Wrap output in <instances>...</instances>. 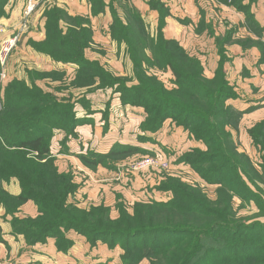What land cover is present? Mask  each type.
Segmentation results:
<instances>
[{
	"label": "trees",
	"instance_id": "16d2710c",
	"mask_svg": "<svg viewBox=\"0 0 264 264\" xmlns=\"http://www.w3.org/2000/svg\"><path fill=\"white\" fill-rule=\"evenodd\" d=\"M50 18H47L46 39L40 47L53 60L78 66L74 86L92 85L98 80L104 88L120 84L116 92H120L122 104L145 111V119L138 127L140 131L156 132L166 120L172 119L181 123L196 140L204 142L207 151L194 152L201 158L199 160H208L209 165L194 164L193 168L206 182L219 185L217 199L213 201L201 189L178 183L172 189L163 187L173 193L168 201L135 204L132 215L122 210L118 218L112 217L111 208L104 204L81 208L69 202L78 185L72 172L59 171L51 152V139L56 129L75 136V129L81 122L75 102L51 98L41 88L31 86L33 90L20 82V90L17 85L12 87L14 94L6 95L4 109L0 111V197L7 211L13 209L14 212L32 200L39 214L23 220L16 218L13 231L24 235L29 245L44 243L53 237L60 251L72 246V240L66 236L70 230L87 237L92 245L99 240L133 238L135 243L125 246V252L135 250L149 258L150 264H264V223L245 222L234 217L235 197L253 199L264 213V157L259 166V181L253 176L257 171L254 162L246 153L238 151L232 133L226 131L227 124L219 122L224 113L220 111V98L227 86L223 74L212 79L207 77L203 63L191 56L177 39H168L163 33L155 37L138 15V20L118 19L110 27L114 40L126 42L127 55L133 64L137 83L128 85L113 77L100 62L86 56L83 52L86 42H78L74 30L64 32L58 19L52 18L50 22ZM84 31L87 28L81 32L84 34ZM73 45L85 46L82 52L75 53L71 50ZM155 67L171 69L176 87L166 88L167 85L151 72ZM85 101L84 97L82 103ZM256 131L254 139L264 156V131H260L258 137ZM139 138L146 139L141 134ZM139 149L116 142L107 153L89 150L78 158L91 169L98 166L113 169L112 162L130 158ZM218 158L220 163L214 164ZM11 178L18 179L21 193L13 195L5 189L4 183ZM248 181L257 192L251 190ZM245 194H250L251 199ZM125 215L132 230L120 228L119 224H126ZM154 217H157V224L133 225L140 226L145 218L152 223ZM1 233L0 226V242H3ZM114 244L112 241L111 245Z\"/></svg>",
	"mask_w": 264,
	"mask_h": 264
},
{
	"label": "rangeland",
	"instance_id": "374dc122",
	"mask_svg": "<svg viewBox=\"0 0 264 264\" xmlns=\"http://www.w3.org/2000/svg\"><path fill=\"white\" fill-rule=\"evenodd\" d=\"M16 1L0 0V19L9 18L14 13L13 10H17L14 6ZM36 1L35 11L25 27H22V31L21 28L18 29L19 27H8L6 29L4 27L3 29L10 32L9 34L0 29L3 32L1 34H5L6 38L18 34L16 45L10 53L6 67L2 69L0 65V97L2 98L0 111L4 109L6 95L14 94L12 87L17 85V90H20V82H22L26 87L36 86L41 88L51 98L56 97L60 101L64 99L74 101L75 111L77 109L82 111V99L85 95H88L92 101L87 106L89 111L84 112L94 115L96 105L93 100L99 99L95 96L105 92L107 95L120 97V92H116L120 84L104 88L98 80L92 85L81 83L80 86H74L78 66L72 62H63V60L55 61L40 47L47 35V18L51 16L58 19L64 32L74 30L78 42L83 40L86 42V46L81 45L80 48L74 45L71 46L73 52L80 53L84 49L83 52L89 59L100 62L112 73L113 77L122 80V83L133 85L137 81L134 79L132 61L127 55L126 42L114 40L111 36L110 27L118 19L125 21L127 17H130L132 20H138L137 17L140 15L147 24L150 33L155 37L158 33H163L168 39L175 38L179 40L191 56L196 57L206 66L204 72L207 77L212 79L216 75L223 74L227 86L222 92L223 98H220V111L224 113L219 122L227 124L226 131L232 133L230 134L237 145L238 151L246 153L254 162L257 169L256 173L253 174L254 178L261 181V178H258L261 175L259 166L263 162L264 156L261 146L256 143L253 134L255 129L258 130V132L256 131L257 137L260 131H264V127L259 128L261 122L264 121V110L260 111V114L249 116L248 120L243 121L242 117L245 111L236 108L235 105H241L242 102L251 99L248 97H252L253 91L255 92L258 89L259 92L258 86L261 81L255 77L261 74V70L264 71V66H261L264 65V0H141L138 3V5H141L140 8L134 6L133 0H109L106 3L103 2V4L94 0L98 3H93V7L85 8L84 11H81L82 13H78L73 7H69V0H62L61 3L57 0ZM85 11L89 14H83ZM106 12L108 13V16L105 14L106 19H101L100 22L94 21L95 23L92 25L90 15L100 17L99 14ZM17 13H20L19 5L18 11L13 14V17ZM86 15H89V17H86ZM110 17L113 18L112 23L107 22ZM52 18L49 19L50 22H52ZM83 28H87L84 34L81 32ZM95 35L98 38H95ZM5 39H0V48ZM84 46L85 48H83ZM257 51L260 52L258 60ZM112 66L119 68L121 72L111 70ZM3 70L5 74L2 72ZM151 72L155 73L167 85L166 88L173 89L176 87V77L171 69L155 67ZM251 74L252 78H247ZM9 89H11V92H8ZM119 106L125 105L120 104ZM119 106L116 108L105 104L101 113L105 116L111 114L114 123H117L118 118L122 122H127L128 114L125 111L123 112ZM236 110L240 113L238 114ZM258 115H262L260 117L263 119H258ZM108 120L111 121L110 118ZM169 121L173 125L172 127L169 124L163 132L160 128L158 131L152 132L151 136L149 134L143 136L146 139L137 140L138 145L130 144L140 148L136 153L130 155L132 156L131 159L128 160L127 158L124 159L125 161L112 162L114 166L112 170L117 168L122 169V171L126 170L131 175H137L144 183L141 190L144 191V196H139L138 201L131 199L129 201L124 199L119 201L116 205L117 215L114 218H118L122 210L132 215L135 204L138 203L146 202L149 204L153 201H162L161 199L168 201L173 197V193L167 189H172L171 187L176 186L178 183L189 185L193 189H201L213 201L217 199L219 185L206 182L193 168L194 164L209 165L208 160H199L201 158L194 152L199 150L204 153L208 149L207 146L203 141L196 140L181 123L172 119H169ZM194 123L199 124L197 120H194ZM247 126L249 127L247 128ZM56 133L58 135L62 133L65 137L72 139V135L68 132L56 129L51 139L53 149L60 147L63 139L62 135L57 136ZM188 137L190 138L189 143L187 141ZM225 151L227 150L225 149ZM147 156L158 158L166 162L168 166L131 171L130 167L135 161ZM219 163L220 158L214 162V164ZM245 179L247 180V178ZM248 184L253 192H257L252 183L248 181ZM244 193L249 192L244 191ZM245 197L251 199L252 196L245 194ZM2 199H0V207H3L5 212L0 210L1 228L3 225L12 226L16 218L19 220L29 218L20 216V208L16 212L13 209L8 210V212ZM234 210V217L238 220L245 222L258 220L264 223V216H262L264 213L260 211L261 209L253 199L243 200L235 197ZM125 217L127 218L126 224H119L121 225L120 228L126 231L132 230L133 226L129 223L128 216L125 215ZM153 219L152 223L148 218H145L140 222V226L133 225L148 227L150 224H157V217ZM161 225L166 224L161 223ZM85 238L90 245L89 251L85 253L84 248L78 250L72 262L69 261L67 264H150L149 258L139 255L135 250L129 253L125 252L124 247L133 245L136 239L116 238L112 240L115 243L114 245H111L112 241L99 240L96 244L98 248H96V245H92L87 237ZM142 240L143 238H140V241ZM62 243L65 244L66 242L62 241ZM74 244L75 242L72 241V246ZM68 251L69 249L63 252L68 253ZM4 264H19V262L10 259Z\"/></svg>",
	"mask_w": 264,
	"mask_h": 264
},
{
	"label": "crops",
	"instance_id": "0c3cea01",
	"mask_svg": "<svg viewBox=\"0 0 264 264\" xmlns=\"http://www.w3.org/2000/svg\"><path fill=\"white\" fill-rule=\"evenodd\" d=\"M26 1L27 0L16 1L14 6L17 10H13L14 13H12L9 18H6L5 20L0 19V29L4 30V27L5 29L8 27H19ZM57 1L60 3L63 2L62 0ZM97 1H99L100 4H103V2L106 3L109 0ZM133 1L134 6L140 8L141 5H138V3H140L141 0ZM68 2L69 7H73L78 13H82L81 11H84L85 8L93 7V3H98L94 0H69ZM18 5L20 6V13H17V15H14L15 17H13V14L18 11ZM83 14L89 13L85 11ZM105 14L108 16L107 12L99 14L100 17L90 15L92 25L95 23L94 21L100 22L101 19H106ZM86 17H89V15H86ZM107 22L112 23L113 18L110 17ZM2 30H0V39H5L7 36L1 34ZM4 32L10 34V32L5 30ZM95 38L98 37L95 35ZM256 53L258 60L260 52L257 51ZM87 55H89V53H87ZM204 67L206 66L204 65ZM110 69L121 72L119 68L114 66ZM243 77L245 78V75H243ZM247 78H252V74ZM255 78L261 81L258 86L259 92L258 89L255 92L253 91V94H251L252 97H248L251 99L242 102V106L235 105L237 106L236 108L245 111L242 117L243 121L248 120L249 116L260 114L259 112L264 110L262 109L264 108V71L261 70V74L256 75ZM257 92L258 94H256ZM95 97H99V99L97 98L93 100L96 105L94 107V110L96 111L94 112V115H89L90 113L84 112L89 111L87 106L88 103L92 101L88 95H85L86 101L81 104L82 111H79V109L76 110L77 117L81 122L75 129V136H72V139H69L62 133L59 135L56 133L57 136L62 135L63 139L60 143V147H56L55 149L51 147V152L56 157V165L58 166L59 171L65 173L72 172L74 182L78 185L76 192L70 196L69 202L75 203L81 208H90L93 205L97 206L104 204L111 208L112 216L114 217L117 215L116 205L119 201L123 199L127 201L130 199L138 201L137 199L140 198L139 196H144V191H141L144 185V183H142L143 181H141L137 175H131L126 170L122 171V169L118 168L112 170L109 168L107 169L104 166H98L96 169H91L84 165V163L78 158V155L86 153L89 150L107 153L116 142L137 144V140H141V138H139L140 134L141 137L147 136V134L151 136L152 132L144 133L138 128L141 121L145 119V111L143 108L132 107L130 105L119 106L122 104L120 97L115 95L111 96V94L107 95L105 92H101ZM105 104L112 105V107L116 108L119 106L123 112L125 111V113L128 114L127 122H122L121 119L118 118L117 123H114L111 114L107 113L108 116H105L101 113L103 112V105ZM260 116L262 115H258L257 118L261 120L262 117ZM107 118H110L111 121ZM105 121H107L106 124ZM169 124L171 125L168 119L163 124L162 132L164 129H167ZM172 126L173 125H171V127ZM248 127L249 126H247V128ZM187 141L188 143L190 142L189 137ZM242 148L245 149L246 147ZM131 158L132 157L128 158V160ZM5 188L13 195H17L22 191L17 178H12L9 182H6ZM161 200L164 201L166 199ZM0 210L5 212L3 207H0ZM38 214V206L32 200H29L20 206L21 217H36ZM1 236L3 242H0V264H4L10 259L17 261V263L19 262V264H67L69 261L70 263L72 262V259L78 250L84 248L86 253L90 248L89 243L86 242V238L74 230H70L66 233V236L75 242V244L69 249L68 253L58 249L56 239L53 237L48 238L44 243L29 245L24 235L16 234L13 231V227L9 225L2 226ZM97 246L98 245L95 247L98 248Z\"/></svg>",
	"mask_w": 264,
	"mask_h": 264
},
{
	"label": "built area",
	"instance_id": "2783aa9c",
	"mask_svg": "<svg viewBox=\"0 0 264 264\" xmlns=\"http://www.w3.org/2000/svg\"><path fill=\"white\" fill-rule=\"evenodd\" d=\"M36 5H37L36 0L26 1L25 7L23 9V15H22L21 21L19 23V28H18V29L21 28V31H22V27L23 26L25 27V24L28 22L30 16L35 11ZM17 39H18V34L16 33L13 36H9L8 38H6L4 42L2 43L1 48H0V65L2 66V69L6 67L8 58L14 46L16 45ZM2 72L3 74H5L4 70ZM3 74H2V78H3ZM167 166L168 164L166 162L161 161L158 158L147 156V157H143L142 159L138 161H135L130 167V169L131 171H142V170L149 169L152 167H167Z\"/></svg>",
	"mask_w": 264,
	"mask_h": 264
}]
</instances>
